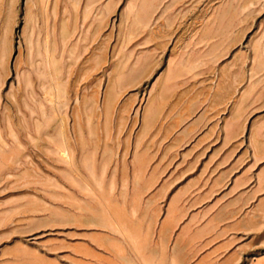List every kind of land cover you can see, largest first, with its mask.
I'll return each mask as SVG.
<instances>
[{
  "label": "rangeland",
  "instance_id": "obj_1",
  "mask_svg": "<svg viewBox=\"0 0 264 264\" xmlns=\"http://www.w3.org/2000/svg\"><path fill=\"white\" fill-rule=\"evenodd\" d=\"M0 264H264V0H0Z\"/></svg>",
  "mask_w": 264,
  "mask_h": 264
},
{
  "label": "bare ground",
  "instance_id": "obj_2",
  "mask_svg": "<svg viewBox=\"0 0 264 264\" xmlns=\"http://www.w3.org/2000/svg\"><path fill=\"white\" fill-rule=\"evenodd\" d=\"M53 98V97H52Z\"/></svg>",
  "mask_w": 264,
  "mask_h": 264
}]
</instances>
